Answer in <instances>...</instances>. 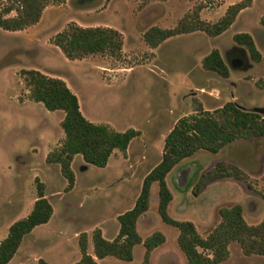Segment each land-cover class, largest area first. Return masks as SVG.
<instances>
[{
  "label": "rangeland",
  "instance_id": "obj_1",
  "mask_svg": "<svg viewBox=\"0 0 264 264\" xmlns=\"http://www.w3.org/2000/svg\"><path fill=\"white\" fill-rule=\"evenodd\" d=\"M238 1L65 0L48 4L39 21L25 29L0 28V241L14 221L32 210L36 178L45 184L53 205L49 221L26 235L14 262L38 264L43 258L52 264H75L81 256L79 233L87 232L88 252L93 254L91 235L101 222L104 237L110 239L115 213L134 204L145 175L161 160L165 136L179 116L192 114L200 106L212 110L233 98L243 108L264 114V0H253L216 36L195 30L167 38L157 47L143 38L152 26L172 28L184 18L216 22ZM71 21L115 27L123 34V51L119 56L68 59L52 38ZM238 32L253 36L262 54L260 61L233 40ZM214 48L230 69L227 78L202 66L203 57ZM23 68L64 79L90 121L118 131H141L130 145V161L122 163L113 157L107 167H100L76 154L71 165L74 187L62 195L67 181L59 165L47 163L46 156L64 137L60 124L64 113L31 100L19 74ZM219 160L245 170L253 189L242 180L225 177L205 183L195 194L201 174ZM166 181L173 196L169 215L194 222L203 236L220 221L219 209L236 203L242 205L246 221L257 224L264 218V137L238 139L215 153L200 149L176 164ZM109 183H117V188L105 187ZM157 201L158 183L154 182L149 208L137 225L143 239L157 230L166 236L151 252L150 264H188L177 243L178 228L162 220ZM229 249V258L221 264H264V255H246L237 242H231ZM143 255L140 243L132 261L113 256L98 261L141 264Z\"/></svg>",
  "mask_w": 264,
  "mask_h": 264
},
{
  "label": "trees",
  "instance_id": "obj_2",
  "mask_svg": "<svg viewBox=\"0 0 264 264\" xmlns=\"http://www.w3.org/2000/svg\"><path fill=\"white\" fill-rule=\"evenodd\" d=\"M64 1L12 0L6 4L0 0V28L9 31L25 29L39 21L48 4ZM252 1L240 0L230 4L225 13L213 23L195 16L192 21L181 19L172 28L152 26L144 32L143 38L149 46L157 47L169 37L195 30H202L211 36L219 35L231 26L239 12L249 7ZM13 10L16 13L9 15ZM123 40L122 32L114 27L82 26L73 21L52 38V42L68 59H81L93 54L119 56ZM233 40L244 46L254 61L261 60L262 54L250 33H235ZM202 66L224 78L229 77V67L217 48L203 57ZM19 74L29 89L31 100L42 102L50 111L61 110L64 113L60 123L64 137L47 153L46 162L59 165L67 181L66 193L75 184L71 164L76 154H81L87 163L105 167L115 149L125 152L131 140L141 134L134 128L118 131L109 124L87 119L81 111L77 95L60 77L50 76L34 68H23ZM255 137H264V114L244 109L232 100L212 110L200 106L192 114L179 116L165 136L161 160L145 175L133 207L118 215L119 230L116 236L107 239L99 228H95L92 232L94 253L90 254L88 234L86 231L80 232L78 245L81 256L75 264H100L97 258L106 256L132 261L135 247L140 243L144 246L141 264H150L151 252L164 243L166 236L157 230L143 239L137 229V222L149 208L154 182L158 183L157 210L164 222L178 228L177 243L188 264H221L230 256L231 242H237L246 255H264V218L257 224H249L239 203L221 207L220 221L206 236L198 232L194 222L174 219L168 213V205L173 196L166 176L176 164L200 149L215 153L235 140ZM225 177L242 180L253 189L245 170L231 161L219 160L201 174L193 192L197 194L205 183ZM35 182L37 197L32 210L27 216L14 221L7 235L0 241V264H8L23 238L37 225L48 222L53 214V205L46 195L45 184L38 178ZM38 264L52 263L39 258Z\"/></svg>",
  "mask_w": 264,
  "mask_h": 264
},
{
  "label": "crops",
  "instance_id": "obj_3",
  "mask_svg": "<svg viewBox=\"0 0 264 264\" xmlns=\"http://www.w3.org/2000/svg\"><path fill=\"white\" fill-rule=\"evenodd\" d=\"M247 8V7H246ZM245 9V8H244ZM13 11H15V10H13ZM12 12V11H11ZM16 13V12H15ZM240 13V12H239ZM79 23H81V22H78V24ZM79 25H82V24H79ZM82 26H85V25H82ZM95 26H98V25H95ZM102 26H104V25H102ZM115 28V27H114ZM170 38V37H169ZM167 40V39H166ZM165 40V41H166ZM164 42V41H163ZM162 44V43H161ZM122 49H123V47H122ZM123 51V50H122ZM223 57V56H222ZM129 70H130V68H128ZM230 70V69H229ZM69 86V85H68ZM70 87V86H69ZM73 91V90H72ZM230 101V100H229ZM232 101H234L235 103H236V101L234 100V98L232 99ZM36 102V101H35ZM237 104V103H236ZM241 106V105H240ZM242 107V106H241ZM243 108V107H242ZM244 109H247V108H244ZM249 110V109H248ZM141 132V131H140ZM135 138V137H134ZM134 138L131 140V142L129 143V145H128V147H127V150L125 151V152H123V151H117V149H115L114 151H113V153L111 154V156H110V158H109V161H108V163H107V165L105 166V167H107L108 166V164H110V161H111V159L113 158V157H116L117 158V160L119 161V162H122V163H125V162H128V161H130V145H131V143H132V141L134 140ZM76 156V155H75ZM74 156V157H75ZM74 159V158H73ZM73 162V161H72ZM72 165V164H71ZM105 187H107L108 189H115V188H117V183H109V184H106L105 185ZM117 192V191H116ZM140 192V191H139ZM66 192H64V193H62V195H64ZM139 194V193H138ZM46 195H47V197L50 199V201H51V198H50V196H51V194L50 193H48L47 191H46ZM61 195V196H62ZM117 196L119 197V195H116V198H117ZM138 196V195H137ZM137 198V197H136ZM136 200V199H135ZM150 200H151V197H150ZM135 203V202H134ZM134 205V204H133ZM133 205H130L131 207H129L128 209H130V208H132L133 207ZM127 210V209H126ZM120 213H115V215H114V219H113V233H112V237H110V239H113L115 236H116V234L118 233V230H119V222H118V219H117V217H118V215H119ZM143 215H141L140 216V218L142 217ZM140 218H139V220H140ZM139 220H138V222H137V225H138V223H139ZM102 222L101 223H98V225H97V227L96 228H99L100 230H101V232H102V235L104 236L105 235V231H104V229L101 227L102 226ZM28 235V234H27ZM26 237V236H25ZM23 238V240H22V242H21V245L23 244V242H24V240L26 239V238ZM91 239H92V235H91ZM20 247V246H19ZM88 247H89V239H88ZM19 249V248H18ZM18 251V250H17ZM17 253V252H16ZM15 253V254H16ZM94 253V252H93ZM15 254H14V256H15ZM91 254V253H90ZM14 256L12 257V259L9 261V263L8 264H21L23 261H18V262H14L13 261V259H14ZM103 259V258H102ZM97 260H99L98 258H97ZM99 262V261H98Z\"/></svg>",
  "mask_w": 264,
  "mask_h": 264
},
{
  "label": "water",
  "instance_id": "obj_4",
  "mask_svg": "<svg viewBox=\"0 0 264 264\" xmlns=\"http://www.w3.org/2000/svg\"><path fill=\"white\" fill-rule=\"evenodd\" d=\"M238 106H240L239 104H237ZM241 107V106H240ZM249 110H253V109H249ZM256 111H258V110H256Z\"/></svg>",
  "mask_w": 264,
  "mask_h": 264
}]
</instances>
